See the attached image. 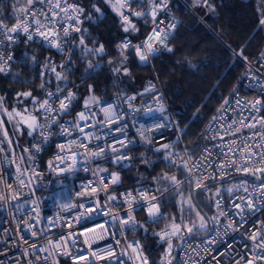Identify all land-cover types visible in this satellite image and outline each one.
<instances>
[{"label": "built area", "instance_id": "built-area-1", "mask_svg": "<svg viewBox=\"0 0 264 264\" xmlns=\"http://www.w3.org/2000/svg\"><path fill=\"white\" fill-rule=\"evenodd\" d=\"M172 0H166L167 8L157 9V19L160 21L158 25H154L152 18L146 34L138 41H133L130 38H122L117 42V51L121 55V45L124 41H129L133 46L144 45L148 36L151 35L152 29L154 27L164 28L169 31L171 35L169 39L174 34L178 27V18L169 11V7ZM68 2L74 3L80 6L77 0H68ZM142 3L144 6L151 8V0H133L132 4L138 6ZM27 7V0H25L24 5L21 7ZM36 8H42L44 12L48 11L46 5L41 6L39 4L34 5ZM152 9V8H151ZM17 15H23V13L16 12L15 18L12 23L5 24L7 27H13L17 21ZM63 15V13H60ZM128 15V14H126ZM42 21L44 17H39ZM82 23L79 27L83 28L84 15L80 17ZM73 21H68L65 26H70ZM175 25L171 28L170 25ZM31 31L35 32V23L31 26ZM55 31L59 34L54 36L53 39H57L59 43L64 48L63 52H58L54 47H44V41L39 36H35L33 41H29L44 50L50 51L49 55L46 56L44 63L39 69V75L41 72L45 71V64L47 63L49 69L54 64L56 66V71L61 72L65 61L68 59L73 41L81 34V32H73L72 38H65L63 36V27L57 26ZM18 38L26 40L25 35L21 32ZM167 40V42L169 41ZM166 42V44H167ZM15 44H9V42L0 36V52H3L5 56L12 55L13 60L8 62L7 70L9 71L11 66L16 62L15 56ZM133 51L135 53L137 62L142 66H149L151 68V57L147 63H142L139 57L136 55L135 48L131 47L124 50V54ZM114 59H109L104 65L106 69L109 68L108 64L112 63ZM246 67L245 75L242 79L240 89L234 91L229 96H227L222 102L221 106L214 114V116L206 123L199 138L196 150L193 154H190L187 149H185L180 141L179 132L176 127L174 118L170 113V109L166 98L164 96L162 87L155 74L153 73L152 78L148 79L141 88L136 91H131L128 93L121 92L117 88H114L113 96L108 99L100 100L101 104H91L89 105V111L94 112L96 115L92 120L88 121L92 126L85 128V132H88L92 136L99 137L98 140L93 139L89 142V139H82L84 144L88 145V148L95 150L98 147H103L107 150L108 160L105 159H92L87 157V163H85V149L83 147L75 149L77 152L81 153L77 157L76 170L69 171H59L54 170L49 166L50 162H55L57 168H65L66 166L61 164L57 159V155L60 150L57 147L58 144L63 143L66 149H71L73 146L68 143L70 140L81 139L82 134L73 128V134L70 137H65L60 135V126L71 122L75 124L77 121V114L84 111V106L73 110L70 106V114H61L57 118V123L49 129V140L46 144H43L42 151L39 153L35 152L33 145L40 143L42 137L39 131L35 132L32 141L29 144V151L24 162L14 161L7 155L2 148V141L0 138V264H109L107 259H96L91 255L92 251L102 252L105 247L112 246L115 249V253L118 257L122 259L124 264H140V260L137 259L138 254L142 253L144 256L142 248L140 247L139 252H134L132 248L128 247L135 243L140 242L135 239L128 237L129 232L136 229L137 227H126L120 224L119 218L113 220V215L120 217L129 211H131L127 204H123V196L126 192H132L133 196H136V189L147 190L149 196L156 195L160 197V193H156L154 187L146 183H137L131 187H122L121 177L120 182L117 185H112L110 182L107 189L100 184L99 176L108 175L111 173H116L120 176L122 170H126L129 167L124 168L121 165L114 164L111 162V158L114 155L111 151L112 146L118 138H123L120 133L116 132L115 129L120 126H124V130L127 132V140L135 141L136 143L133 147H143V148H159L162 144H172L177 142V137H179V146L172 152L180 153L181 156L173 164L180 167L185 161L189 165L200 162L206 164L209 160L213 161L215 165L225 164L228 159L237 162L238 165L242 166L245 162V156L242 154V148L245 143L255 145L253 151L257 154L252 157V159H259V153L264 151V138L261 134H264V127H262V122H264V110L260 112H250L248 106L250 103L256 99H264V91H262L261 86L264 85V47L259 53L257 59L254 63H249L241 59ZM4 72V73H6ZM110 73V72H109ZM255 76L259 79H252ZM248 77V78H245ZM41 83L44 84L42 101L48 97V93H57V87L59 86L61 91L57 95L52 96L50 99L52 101V106L54 108H59L58 97H64L68 92H72L71 88H65L62 86L61 81L55 79V73L50 70L47 76L41 77ZM112 85L116 87L115 81L112 78ZM155 86L154 91H146L151 86ZM135 97V99L129 101V97ZM157 97L160 99L157 100ZM237 100L243 105V110L237 105ZM225 101L231 102V107H227L225 111ZM133 107L130 108L129 105ZM163 104L164 112L155 111L159 109L160 105ZM103 108H110L114 110V113H108V116L113 114L123 116V119L117 121L116 123L105 122L107 117ZM151 108L154 111H148ZM37 113H34L36 115ZM55 115V113L53 114ZM255 116L258 119L255 121L247 120L246 123H254L255 127H242L239 124L241 119L245 117ZM167 117V119H165ZM214 119L219 120L220 123H215ZM236 122V127L240 128V132L232 135L228 132H224L227 125ZM43 119H40V123H43ZM156 123L170 124V127L156 130L153 126ZM210 125L212 126L211 131H209ZM223 125V128H222ZM110 129H112L111 134H109ZM152 129L145 131V135L149 137H155L154 141L151 143H144L141 140L140 133L142 130ZM213 133H217L214 137ZM220 133H223V140L220 139ZM255 133V135H254ZM251 138V139H249ZM235 140L236 144L231 145V141ZM224 145L223 152L228 154V159L223 157L221 148L216 147L217 143ZM116 147H120L119 144H115ZM229 146L235 148V152L229 151ZM206 149L209 152H206ZM153 152V151H152ZM165 156V152H154ZM69 164L72 161L71 152H66ZM34 156V159L31 157ZM128 156L132 157V151L128 152ZM124 164H129V161H123ZM41 165L43 166L41 168ZM98 167L105 168L106 173H97ZM89 169L86 171L85 169ZM44 170L47 174L53 175L55 177H69L68 190L66 192L59 190H49L40 196L31 188L28 192H24L21 184V180L27 182L28 171L29 170ZM185 170V176L181 179L177 178L176 173H171L170 176H176L180 181H187L188 170ZM227 174L224 179H219V172H213V169H208V172H213V175L217 178L215 180H205L204 184L224 181V180H235L240 179L244 182L237 184L238 190H234L231 196L228 195L227 191L222 193L221 203L225 211V215L219 217V224L211 223L210 230L208 234L203 238L198 237H187L182 239L178 245L176 252V257L171 261V256H166L161 259L159 264H167L171 261L172 264H184L185 260L189 257H193L199 260V264H217V261H223V264H245V259H252L254 253L252 251L253 241L246 238L243 235L244 229L239 231H232L227 226L231 221L235 224L239 221V217H233L232 213L235 211L232 208V201L239 196L247 197L249 193L254 191L253 185L258 184L259 181L255 180L251 173L245 174L236 171V166L228 168ZM95 173V174H94ZM206 175L207 173L197 172L194 173L191 182L195 185L196 176ZM229 181V182H230ZM245 181L248 183L245 185ZM188 182V181H187ZM87 184H95L98 186V197L99 203L102 207L98 214H94V221L89 222V228L82 227L80 221L74 219L81 209L75 207L78 202V196L81 193L82 186ZM248 188V192L244 191V187ZM14 194L15 198H14ZM114 195L117 197V201H109L108 197ZM6 199H3L5 198ZM140 199V205L135 206L136 211L132 212L135 224L139 225V220L137 218V213H140L144 219L145 223L152 222L148 219L147 210L144 207V201ZM215 197L212 206V215H218V209L216 208ZM254 199H260V197L254 196ZM35 202V203H34ZM239 203L240 201H236ZM123 204V206H117ZM65 205H72L71 208L64 207ZM38 208L39 215L33 208ZM111 212L112 215L107 214ZM161 212L163 214V209L161 207ZM163 216V215H162ZM161 216V217H162ZM260 220H264V209L257 214ZM159 217L158 219H160ZM252 219H257L253 217ZM25 221L30 226H25ZM39 221V222H37ZM53 221L55 224L53 225ZM103 224L102 229L100 225ZM249 232L252 228L246 224L244 226ZM259 227V224H257ZM106 229V231H105ZM32 232L36 235L33 236ZM219 232L220 236L216 237L217 241L224 240L230 245L227 249H223V245L217 248L216 244H208L206 241L212 239ZM52 241V243H49ZM87 241V242H86ZM120 241V243H117ZM35 245V247H32ZM64 245H67L65 248ZM247 245V247H245ZM141 246V244H140ZM199 246V247H197ZM207 248L208 251H204ZM235 249L233 251L232 249ZM41 249H47V251H42ZM195 249V251H193ZM167 250V249H166ZM166 250L164 253H166ZM67 251L69 255H64L63 253ZM196 252H199V256H196ZM220 253L217 255V253ZM226 252L227 254H224ZM173 253V248H172ZM264 255V253H259ZM166 255V254H165ZM72 256L85 257L83 259H78L73 261ZM216 256V259H213ZM188 264H192L191 260H188ZM256 264H264V260H257Z\"/></svg>", "mask_w": 264, "mask_h": 264}, {"label": "trees", "instance_id": "trees-1", "mask_svg": "<svg viewBox=\"0 0 264 264\" xmlns=\"http://www.w3.org/2000/svg\"><path fill=\"white\" fill-rule=\"evenodd\" d=\"M112 1L77 0L85 9L84 23L82 32L73 41L69 57L64 63L66 67L63 68L62 75L65 79L61 82L63 87L71 88L76 96L71 105L72 109L83 107L89 95H94L100 101L113 96L114 88L124 93L136 91L154 73L175 120L181 144L193 154L206 123L214 116L224 99L240 89L246 72L241 59L254 63L264 47V25L260 23L264 19V12H261L260 18L257 9L258 4L264 9V0H208L211 10L202 3L203 0L200 3H197V0H172L169 11L178 18V27L166 47L151 57V68L140 65L132 50L123 55L117 51V42L120 39L130 38L136 42L146 34L151 22L148 6L131 5L130 9L133 11L138 9L147 16V18L128 16L138 27L137 33L131 34L130 31L123 30L120 19L112 11L110 7ZM24 2L25 0H0V19L3 23H12L18 8L22 7ZM95 7L101 9L102 17L100 13L95 12ZM89 15L91 19L88 18ZM82 34L86 47L93 49V53L86 54L80 46ZM101 45L104 52L97 54L95 49ZM167 48L173 51L168 52ZM14 49L16 62L11 68L16 74L13 75V70L0 72V97L3 98L5 109L13 107L19 109L22 105L29 104L28 99L18 97L17 94L38 90V86L42 84L39 69L46 56L52 53L22 38L17 39ZM26 52L37 57L36 66L29 68L30 57H25ZM109 59L114 61L106 69L104 63ZM87 60L98 67L88 70ZM112 78L116 87L112 85ZM43 89L38 90L41 101ZM1 117L4 128L0 125L2 130L0 138L2 148L6 152L2 136L5 131L9 132V125L8 120L2 115ZM32 139H28V146ZM172 144L175 145L173 150L179 146L177 142ZM148 149L150 148H134L130 168L120 172L122 187L146 183L152 185L156 193H160L157 189L163 187V182L157 184L158 179L171 173H176L178 179L185 176L184 169L169 164L161 154ZM181 189L183 196L171 191L167 196L161 197L163 216L156 222L145 223L140 213L136 215L139 225L144 227L130 231L128 237L140 242L143 254L148 258V264H158L168 248V244L161 242L154 234L168 230L172 222L177 223L192 216L186 205L184 212L181 213L180 201L193 194L195 185L186 181L181 185ZM195 198L211 222L212 205L205 201L203 194ZM206 233L182 237L201 238ZM179 239L173 238V247Z\"/></svg>", "mask_w": 264, "mask_h": 264}, {"label": "snow or ice", "instance_id": "snow-or-ice-1", "mask_svg": "<svg viewBox=\"0 0 264 264\" xmlns=\"http://www.w3.org/2000/svg\"><path fill=\"white\" fill-rule=\"evenodd\" d=\"M133 0H116V3L112 5L113 10L117 11L120 15V19L123 21L124 24V31L128 32L129 29H132V31H136L135 26L130 22L128 15L125 14L123 11L124 9H130L132 5ZM201 0H197V3H200ZM203 3L209 7L211 10V5L208 4V0H203ZM39 4L41 6L46 5L48 8L47 12H44L42 8H36L34 5ZM138 7H143V4H138ZM151 8L152 11L150 13L153 24L158 25L160 21L157 19V9H165L167 8V2L166 0H151ZM18 12L23 13V15H17V21L15 26L13 27H7L3 23V20L0 19V36H3L9 44H16L17 43V36L22 32L27 41H33L35 36H39L42 41H44L43 46L44 47H54L57 49L58 52H63L64 48L61 45V43L58 42L57 39H53L54 36H58L59 34L55 31L57 26L63 27V36L65 38H72L73 32H82V29L79 27V25L82 23L80 17L85 14V9L82 6H78L74 3H69L68 0H27V7L19 8ZM95 12L100 13L101 17L103 16V13L99 7H95ZM262 12H264V9H262ZM60 13H63V15H60ZM132 15L138 17V18H147L146 14L141 11H134ZM43 16L44 20L42 21L39 19V17ZM89 19H91V15L88 16ZM68 21H73V23L70 26H65V24ZM35 23V32L31 31L32 24ZM262 25H264V19L260 21ZM171 28H174L175 25H170ZM86 31V30H83ZM171 33L164 28L154 27L152 29V33L150 36H148L146 42L144 45H136L133 46L131 42L124 41L119 45L121 48V55L124 54V50H127L131 47L135 48L136 55L139 57V60L142 63H147L149 60V57L157 54L161 48L166 47V42L169 39V36ZM80 46H82L85 53H92L93 49H89L85 45V38L83 34L80 37L79 40ZM168 52H172L173 49L167 48ZM95 52L97 54H103L104 47L101 45L99 48L95 49ZM242 52L240 55L242 56ZM25 57H28V53L26 52ZM13 60L12 55L5 56L3 52H0V72H6L8 62ZM33 66H36L38 63L37 57L33 56L31 57ZM25 63L27 60L25 59ZM62 68H65L66 65H61ZM89 67H93L92 65H89ZM51 71L55 73V79L57 81H61L65 79V77L62 75L61 72L56 71V66L53 64L51 68L49 69L48 64H45V71L41 72V77L47 76L48 71ZM119 71V69H117ZM125 75H127V71H125ZM248 78V77H245ZM252 79H259L255 76L251 77ZM44 87V84H41V88ZM262 91H264V85L261 86ZM155 86H151L149 89H146V91H154ZM61 91L60 87H57V93H48V97L45 98L43 101H40L38 98L33 96L31 92H23L18 93L17 96H23L25 100L31 99L32 100V111H29V109H24V114L21 112L16 111L13 109V112L9 114V119L13 118V115L16 117H20L19 123L21 125H24L27 127V135L34 137V133L39 131L42 141L40 143H37L33 145L32 147L35 149L36 153H39L42 151L43 144H46L49 140V129L57 123V118L61 114H70V106L73 104V102L76 100V96L73 92H68L66 96L64 97H58V103L59 108H54L52 106L51 97L54 95L58 96V93ZM89 91H92L89 89ZM129 101L135 99V97H129ZM160 98L157 97V100ZM91 104H101L100 101L96 99V97L90 96L87 100L84 102V111H81L77 114V121L75 124H72L71 122H68L67 124H63L60 126V135L65 137H70L73 134V128L78 130L82 134L81 139H74L68 141L70 145L73 147L71 149H66L65 145L63 143L58 144L57 147L59 148L60 152L57 155V159L60 161L61 164L65 165V168H57L55 162H50L49 166L53 168L54 170L59 171H75L76 170V164H77V157L82 155L81 153L77 152L75 149L83 147L85 149V163H87V157H91L92 159H105L108 160L107 156V150L103 147H98L95 150H91L88 148L87 144H84L82 142V139L86 138L89 139V142L91 140L96 139L98 140L99 137L92 136L88 132H85V128L91 127L92 125L90 123H87L88 121L92 120V118L96 115L94 112L89 111V105ZM38 105V107H37ZM237 105L241 107V110H243V105H241V102L237 100ZM4 107L3 98L0 97V108ZM130 108L133 106L130 104ZM227 107H231L230 101H225V111L227 110ZM248 109L250 112H260L261 110H264V99H256L250 103L248 106ZM5 112H7V109H4ZM103 111L106 113V121L105 122H111L116 123L117 121L123 119V116L119 115H111L108 116V113H114L113 109L110 108H103ZM37 113L36 115H33L32 112ZM148 111H154L153 109L149 108ZM155 111H159L161 113L164 112L163 104L160 105L159 109H155ZM55 113V115H53ZM43 119V123H40V119ZM167 119V117H165ZM258 118L255 116L245 117L244 119H241L239 121V124L242 127H255L254 123H246L247 120L255 121ZM4 122L0 121V125H2ZM220 123L219 120L214 119L213 124ZM170 124L165 123H156L153 128L156 130L164 129L167 127H170ZM262 127H264V122H262ZM223 128V125H222ZM212 126L210 125L209 131H211ZM20 127H17V131H20ZM152 130V129H145L142 130L140 133L141 140L144 143H151L154 141L155 137H149L145 135V131ZM112 129H110L109 134H111ZM116 132L120 133L123 137L118 138L115 141V144H119L120 147H116L115 144L112 146L111 151L114 154L111 158V162L114 164L121 165L124 168H127L130 166L133 158L128 156L129 151H133L134 147L133 145L136 143L135 141H129L127 140V132L124 130V126L117 127L115 129ZM224 132H228L232 135H235L236 133L240 132V128L236 127V122L234 121L233 124L227 125V128L224 129ZM217 133H213V136L215 137ZM220 139L223 140V133H220ZM255 135V133H254ZM262 138H264V134H261ZM5 136H7V132H5ZM251 139V138H249ZM179 142V137H177V143ZM236 144V141H231V145L234 146ZM174 144H162L159 148H151L148 149V151L153 152H165L164 160L167 161L169 164H175L176 160L180 158L181 154L172 152L171 149L174 147ZM229 146V151L235 152V148ZM216 147L221 148V151L223 153V157L225 159H228V154L223 152L224 145L221 143H217ZM255 145L245 143L242 148V154L246 157L245 162L242 166L238 165L237 162L232 161L231 159H228V162L225 164L215 165L213 161L209 160L206 164L195 162L191 165L185 161L182 165H180L181 170L187 169L188 170V176L186 177V180L188 182H191V179L194 175V173L201 172V173H207L206 175H199L196 176V183H195V193L190 194L188 197V200L185 201L184 199H181L180 201V211L181 213L184 212L185 205L187 206L188 212L192 213L194 212L197 221H192L189 224H177L173 222L171 226V231H163L159 233H155L154 235L159 237V240L161 242L168 244V249L166 250V256L172 255V248H173V237H176L177 239L181 238L183 236V233L187 231V233L191 235L200 234L202 232L208 231V221L209 218L204 215L199 208V205H196L194 203V199L196 196H199L203 194V190H206L208 185L204 184L205 180H215L217 177L213 175V172H219V179L223 180L225 175L227 174V169L232 168L234 165L236 166L237 172H242L245 174L251 173L253 178L257 181H259L258 184L253 185L254 191L252 193H249L247 197L239 196L236 197L232 201V208L235 210L232 213L233 217L238 216L239 221L235 224V226L230 221L228 224V228L232 231H239L240 229H244L243 235L251 239L253 241L252 244V251L256 253L253 255L252 259H245V264H256L257 260H264V255H260L259 253H264V220H260L257 216L258 213L264 209V151L259 153V159H252V157L256 156L257 154L253 151ZM26 152L29 151V149H25ZM71 152L72 161L69 164L67 156L65 155L66 152ZM206 152H209V150L206 149ZM34 159V156L31 157ZM129 161V164H124L123 161ZM155 163V162H153ZM149 167L151 164L148 165ZM208 169H213V172H208ZM88 171L89 169H85ZM106 169L102 167H98L96 172L97 173H106ZM95 174V173H94ZM100 184H102L105 189H107L109 182L112 185H117L120 182V176L116 173H111L108 175H100L99 176ZM163 182V187L160 189H157V191L160 192V197H157L156 195L149 196L147 193V190L144 189H136V196H133L132 192H126L123 196V204H127L128 208L131 210L128 213L117 217L113 215V220H116L119 218L120 224L126 227H144V225H136L135 220L133 218L132 212L136 211L135 206L140 205V199H137V197L141 198L144 201V207L147 210L148 219L152 222H156L159 217H161L163 214L161 212V197H165L168 195L171 191H176L181 196H183V192L181 189V185L185 181H180L176 178V176H165L162 179H158L156 181L157 184H161ZM248 182L245 181V185ZM21 184L24 186H27V182L21 180ZM243 186V185H242ZM244 187V191L248 192V188L246 186ZM234 190H238V187L236 185H233L232 187H229L227 189V193L229 196L232 195ZM98 193V186L95 184H87L82 186L81 193L78 196V202L75 205V207L81 209L80 213L74 217V219L81 222L82 227L89 228V222L94 221L95 216L94 214H98L102 207L99 203V197L97 195ZM14 194V198H15ZM218 199H216V208L218 209V215L213 216L211 218V222L213 224H219V217L225 215V211L222 207L221 198L222 193L220 188H217L216 193L214 194ZM259 196L260 199H254V196ZM3 199H6L3 198ZM109 201H117V197L114 195H110L108 197ZM240 201L237 203L236 201ZM35 203V202H34ZM123 204H119L117 206H123ZM66 208L73 207L72 205H65ZM33 211H36L37 215H39L38 208L34 207ZM107 214L112 215V213L109 211ZM253 217H257V219H252ZM39 222V221H37ZM53 225L55 224V221L52 222ZM248 224L252 231L249 232L247 228L244 226ZM257 224H259V227H257ZM25 226H30L27 224V221H25ZM100 227L103 229L104 225L101 224ZM106 231V229H105ZM147 232V228H145V233ZM32 235L35 236L36 233L32 232ZM220 236V233L217 232L216 236L212 237V239L206 241L208 244H216L217 248H220L221 245H223V249H227L230 247L229 243L224 240L217 241L216 237ZM87 242V241H86ZM49 243H52V241H49ZM117 243H120V241H117ZM32 247H35V245H32ZM66 248L67 245H64ZM128 247L132 248L134 252H139L140 244L135 243L133 245H129ZM199 247V246H197ZM247 247V245H245ZM42 251H47V249H41ZM235 251V249H232ZM195 251V249H193ZM204 251H208L207 248L204 249ZM64 255H69L67 251L63 253ZM220 253L218 252L217 255ZM224 254H227L224 252ZM91 255L95 257L96 259H107L109 261V264H124L122 259L118 257L115 253V249L112 246L105 247L104 251L97 252L92 251ZM196 256H199V252H196ZM73 261H76L78 259H83L85 257H78V256H72L71 257ZM137 259L140 260V264H148V258L143 257L142 253L138 254ZM213 259H216V256H213ZM188 260H191L192 264H199V260L195 259L193 257H189ZM188 260H185L184 264H188ZM167 264H172L171 261H168ZM217 264H223V261H217ZM239 264V262H237Z\"/></svg>", "mask_w": 264, "mask_h": 264}, {"label": "rangeland", "instance_id": "rangeland-1", "mask_svg": "<svg viewBox=\"0 0 264 264\" xmlns=\"http://www.w3.org/2000/svg\"><path fill=\"white\" fill-rule=\"evenodd\" d=\"M115 3H116V0H113L110 4V7H111L112 11L114 12V14L120 19V15L118 14L117 11H114L113 7H112V5ZM19 8H21V7H19ZM262 8H263V6L261 4L257 5V9H258V13H259L260 18H261ZM123 11L126 12V14H128L129 17L132 15V12H134L132 9H124ZM120 22L122 23V26L124 29V24H123V21L121 19H120ZM130 22L135 26L136 31H132V29H129V31L131 32V34H136L138 27L135 24V22H132V21H130ZM86 54H91V53H86ZM28 57H30V61L28 63L29 68H32L33 63H32L31 57H33V55L31 53H28ZM106 63H107V61L104 63V65ZM89 65H92L93 67L90 68ZM109 65L110 64H108L107 66H109ZM87 67H88V70H94L98 67V65L93 63L92 61L87 60ZM9 70H13V68H10ZM15 74H16V72L14 71L13 75H15ZM151 78L152 77H150L148 79H151ZM39 88L42 90L41 84L38 86V90H39ZM38 90L36 92H32V91H27V92H31L33 94V96H35L36 98H38L41 101V95L39 94ZM90 96H92V95H89L85 100H87ZM28 103L29 104L22 105L19 109H16L15 107H13L11 109H7V112H5L4 107L0 108V121H2V117H1V115H2L8 120V125H9V132H7V136H5V134L2 136V139H3L4 144H5L4 145V149L6 151L5 153L7 155H9L10 158L14 161H19L21 156H25V149H26L25 145H27V143H28L26 138L31 137V136L27 135V131H28L27 127L24 125H21L19 123L20 117H16L13 115V118L9 119V114L13 112V109H15L18 112H21L22 114H24L25 108L29 109V111H32V100L28 99ZM37 107H38V105H37ZM34 113L35 112L33 111L32 114L34 115ZM17 127H20L21 130L17 131ZM0 132H2L1 127H0ZM24 141H26L25 145H24ZM68 178H69L68 176H66V177H55L53 175H49L42 169L37 170V171L29 170L28 171V178H27V186H23L22 190L24 192H28L32 188L37 193L38 196H40L41 194H43L49 190H59V191L66 192L68 190ZM242 182H244V181L240 180V179H235V180H231L230 182H225V183H221V184H218L215 186L207 187L206 190H203L204 199L207 203H209V205L211 204L213 206V202H214V199L216 197L214 194L216 193L217 188H220L221 193H223L224 191H227V189L229 187H232L233 185H237V184L242 183ZM188 197L189 196H187L186 199H184L182 197L181 198L184 199L185 201H187ZM192 221H197V217H196L194 212H192V216L190 219L184 218V219H182V221L177 222V224L183 223V224H189L190 225V222H192ZM172 224H173V222L170 224V227L167 231H171ZM183 235H188L187 231H185L183 233ZM173 238H175V237H173ZM165 257H166V255H165V253H163V255L161 256V258L158 261V264L161 262V259L165 258Z\"/></svg>", "mask_w": 264, "mask_h": 264}, {"label": "water", "instance_id": "water-1", "mask_svg": "<svg viewBox=\"0 0 264 264\" xmlns=\"http://www.w3.org/2000/svg\"><path fill=\"white\" fill-rule=\"evenodd\" d=\"M229 181H230V179H228V180H224V181L212 182V183H208V184H206V185H208V186L210 187V186L218 185V184H220L221 182H224V183H225V182H229ZM194 193H195V190H194V192H193V195H194ZM194 202H195L196 205H199L198 202L196 201V198L194 199ZM199 208H200V211H201L204 215H206V216L209 218V216L204 212V210L201 208L200 205H199ZM208 225H209L208 231H207V233H206L203 237H205V236L208 234L209 230H210V227H211L210 218H209V221H208ZM187 237H188V236H184V237H182V238L179 239L178 242L175 244V246L173 247V253H172V256H171V261H173V260L175 259V257H176V252H177V249H178V245H179V243L181 242L182 239H185V238H187ZM203 237H201V238H203Z\"/></svg>", "mask_w": 264, "mask_h": 264}, {"label": "crops", "instance_id": "crops-1", "mask_svg": "<svg viewBox=\"0 0 264 264\" xmlns=\"http://www.w3.org/2000/svg\"><path fill=\"white\" fill-rule=\"evenodd\" d=\"M134 11H139V10H138V9H134ZM147 11H148V13H151L152 9L148 7ZM150 16H151V15H150ZM33 135H35V133H34ZM29 138H33V137L31 136V137L26 138V139H27V142H28V139H29ZM26 139H25V140H26ZM25 143H26V141H24V145H25ZM25 148H26V149L29 148L28 143H27V145H25ZM27 153H28V152L25 151V156H21V158H20L19 161L24 162V161H25V158L27 157Z\"/></svg>", "mask_w": 264, "mask_h": 264}]
</instances>
